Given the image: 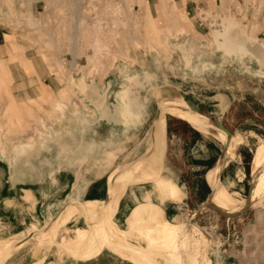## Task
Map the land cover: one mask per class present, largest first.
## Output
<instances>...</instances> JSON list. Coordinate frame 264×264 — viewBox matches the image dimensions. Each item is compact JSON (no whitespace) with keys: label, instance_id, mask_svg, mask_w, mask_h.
I'll return each instance as SVG.
<instances>
[{"label":"rangeland","instance_id":"1","mask_svg":"<svg viewBox=\"0 0 264 264\" xmlns=\"http://www.w3.org/2000/svg\"><path fill=\"white\" fill-rule=\"evenodd\" d=\"M0 40V122L5 127L4 142L12 151L2 149L0 153L8 159L15 154L11 182L17 186L39 183L40 180L43 187L49 182L50 172L57 167L68 171L70 166L77 163L78 167L82 162L108 171L102 178L88 184L87 190L79 186L77 192L83 189L80 195H75L76 200L64 201V197L55 202L57 207L52 215H46L44 211L42 218L33 215L38 222L29 217V226L26 225L24 230L33 237L5 261L0 260V264H44L47 261L51 264H86L94 259L96 255L87 258L79 256L81 252L74 255V250H66L59 241L61 237L73 238L77 229L81 231L94 226L92 216L97 215L92 212L89 216L90 211L83 215L80 209L88 204L86 199L92 194L90 190L102 179L106 181V177L120 165L126 167L123 173L126 187L123 189L124 185L120 186L118 182L114 196L108 201L112 204L107 217L133 260L107 246L106 252L129 264H146L143 254L138 253L139 245L148 246L142 243L145 239L138 231L126 238L124 229L129 225L121 224V212L115 211L125 191L124 200L128 206L129 192L137 187L145 192L148 185L164 177L171 181L173 188L185 193V206L178 210V204H183L180 199L167 196L152 197V201L138 197L130 212L137 215L141 207L152 202L166 223L176 226L186 222L185 227L198 239L187 243L185 264L198 259L202 264L205 258L208 264H264V164L261 159L264 145V0H0ZM189 46L194 48L192 54ZM225 47L245 56L236 52L226 55ZM190 55L192 61L185 65V58L189 60ZM145 71L155 78L157 76V83L161 82L163 88L146 99L145 108H137L145 120L143 124L140 122L128 129L137 131L135 138H125L127 133L122 135L118 127L119 137L112 141L104 137L75 144L77 136L61 139L57 123L67 119V113H71L70 119L77 116L81 125L88 123L89 113L106 121L114 106L115 90H118L120 99L119 92L128 89L126 81ZM110 72L116 77L118 74L119 80H114ZM53 79L59 81L58 87L51 85ZM97 83L100 86L105 84L101 91L112 84L101 115L83 99L88 90H97ZM73 86L76 88L72 89ZM218 94L226 96L230 104L220 121L229 130L232 142L213 123L216 118L207 120L197 112L198 118L194 114L187 117L177 102L178 95L186 103H193L195 111V104L199 101L207 103V97ZM129 95L125 98L131 97L135 103L137 97ZM215 101L218 105L219 101ZM156 105L161 142L153 153L143 156ZM166 114L184 116L195 128L205 133L213 130L215 136L205 138L204 144L209 143L211 148L207 151L185 131L176 144L170 145L171 172L161 166L165 152L163 127ZM199 114L206 116L202 109ZM74 123L77 125L78 122L74 120ZM38 130L42 133L39 134ZM80 132L84 133L82 129ZM109 132V129L102 131V136H108ZM33 136L32 145L13 150V143L27 142ZM75 145L77 151L68 152L71 158L59 157L58 154L71 151ZM239 149L250 160L249 173L240 165H244V161L242 157L240 162L238 160ZM220 150V158L206 172L205 180L210 186V178L218 170L217 180L224 191L221 194L211 187L210 192L204 183V173L209 165L200 161L216 159ZM227 160L232 165L224 169ZM233 168L237 175L244 173V177L237 186L226 191L224 182L235 179L233 171L229 170ZM85 170L82 177L93 180L94 173ZM59 174L73 177L66 171ZM114 183L105 185L108 186L106 189L112 188ZM51 187L54 192L55 186L51 184ZM102 197L104 201L107 192ZM70 203L72 205L66 209ZM62 209L66 211L62 212ZM0 213L4 214L1 209ZM122 216L127 220L126 212ZM56 217L61 224L53 242L45 241L46 238L39 242L41 232L47 230ZM150 228L144 227L143 230ZM131 229L137 228L131 226ZM79 234L76 240H80ZM157 236L160 238L161 233ZM5 241L0 239V247ZM8 242L22 244L16 239ZM161 245H153V250L149 251L156 261L153 264H171Z\"/></svg>","mask_w":264,"mask_h":264},{"label":"bare ground","instance_id":"2","mask_svg":"<svg viewBox=\"0 0 264 264\" xmlns=\"http://www.w3.org/2000/svg\"><path fill=\"white\" fill-rule=\"evenodd\" d=\"M181 9H179L180 11ZM187 17V16H186ZM185 17V18H186ZM187 20V19H186ZM176 45V44H175ZM179 49V48H178ZM181 50V48L179 49V51ZM236 53H239V54H242L241 52L239 51H234ZM233 52V53H234ZM181 53V52H180ZM232 53V52H231ZM182 55V54H180ZM210 68V67H209ZM157 78L153 79V80H146V82L148 83L149 87H148V90L147 91H150L151 89L155 88V86L157 85ZM57 82H59L57 79H53L52 80V84L51 85H54L55 87H58V84ZM111 83H109L107 86L108 88L104 91H98V94H100V98L102 100L101 102V105L98 107H93L96 112H99L98 114L101 115L103 113V108L106 107V102H105V97L107 96V94L110 92V89L112 88L111 87ZM60 86V85H59ZM62 88V87H61ZM57 89V88H56ZM62 90V89H61ZM87 90V89H86ZM160 90V89H158ZM158 90L155 91L158 92ZM65 92V90H63V93ZM177 92V91H175ZM86 94V93H85ZM147 94V93H146ZM181 96V95H180ZM84 98H86V95L83 96ZM177 102H179V107H180V110L183 114H185L187 117L192 114L191 111H189L187 105H186V102L181 99L178 95H177ZM124 100L126 101H129L128 99L124 98ZM138 100H141V98H139ZM172 100V99H171ZM212 100H217L219 101V104H209L208 102L206 103V101H199L198 104H195V106H197V112L199 114L200 110L202 109L203 112L208 110L209 112H213V113H219L221 115V113L225 112L227 106H228V99L226 96L224 95H221V94H218L216 96H214L213 98H208L207 101H212ZM165 101V99H164ZM168 101V100H167ZM132 102V101H130ZM104 105V106H102ZM134 106V104L132 105ZM108 109V108H107ZM106 109V110H107ZM207 111V112H208ZM138 113L135 112V107L133 109L131 108H128L127 111L125 113H115L114 111V108H112L108 114V116H106L107 118H117L120 117V116H123V117H136ZM98 115V116H99ZM110 115V116H109ZM220 115L216 118V120H214V123H218L219 124V117ZM199 116L201 117H204V119L206 118L205 116L199 114ZM207 116V115H206ZM181 118H184V116H181ZM191 117V116H190ZM212 118V116H210ZM216 117V116H214ZM194 118V117H193ZM184 119H187L189 120L188 118H184ZM208 120V119H207ZM155 123H154V132H149L148 133V136H147V141L145 144V153L143 154V156L145 155H149L151 153H153L155 151V149L157 147H159L160 145V142L161 140L159 139V123L156 119V116H155V119H154ZM190 121V120H189ZM202 121V120H201ZM194 122V121H193ZM205 123H207V121L205 120L204 121ZM208 124V123H207ZM194 125H196V123H194ZM165 127V126H164ZM163 127V128H164ZM4 125L2 122H0V151H2V149H7V151H9L8 149V144L5 143V139H3V133H4ZM206 130V128H203ZM220 129V128H219ZM39 134L42 133V131L38 130ZM164 131V130H163ZM223 133H225L223 130H221ZM226 134V133H225ZM228 137H230L228 135ZM236 137V136H235ZM33 137H30L29 140L27 142H20V143H13L12 146H13V150H17V149H23L24 147L27 148L29 145H32L33 143ZM230 140L232 142V137H230ZM6 144V145H5ZM11 146V145H10ZM227 149V148H226ZM10 153L12 151H9ZM15 153V152H14ZM12 153V154H14ZM264 145H263V149L261 151V159H263V156H264ZM15 154L14 156L12 155V158H10V162L11 164L13 165L14 161L16 160L15 158ZM144 161V160H143ZM125 162V161H123ZM46 163V162H45ZM262 163V162H261ZM38 164V163H37ZM40 165V164H39ZM144 165V164H143ZM121 166V165H120ZM117 166V168L109 175L106 177V181H105V178L101 180V182H99V184H97L96 186H94L90 191V193L92 194H89V196L87 197L86 201L88 202L87 205H84L85 207H83L82 209H80L81 211V214L84 215V213L86 211H91L93 213H95L98 217H102V216H107V211L110 207V205L112 204V202L108 203V201H110L112 199V197L114 196V192H115V189H116V186L118 184V182L121 184L120 186H123L122 187L123 189L126 187V183H123V177H124V174H122L123 172H125V169L126 167L125 166ZM145 166V165H144ZM48 167V166H47ZM53 169V168H52ZM143 169V168H142ZM41 172V171H40ZM218 170L213 172L214 174H212L211 178H210V187L213 189V191L221 194L223 193L224 191L222 190L221 188V185H220V182H218L217 180V174H218ZM263 175H262V181L264 183V168H263ZM121 174V175H120ZM138 174V173H137ZM110 177V178H109ZM119 177V178H118ZM122 177V178H121ZM53 178H57V180L54 181V184L56 185V188L58 189V186L59 185H62L63 184V180L62 178L59 176V175H51V178H50V182H49V186L51 187V184H52V180ZM118 178V179H116ZM116 179V180H115ZM124 179H126L124 177ZM112 181V182H115L113 185H112V188H109V189H106L108 186H105L104 190L97 194V191H100L101 188H103V184H105L107 181ZM115 180V181H113ZM120 180V181H119ZM157 180L159 182H161L164 186V188L166 189V194L167 196H169L170 198L172 199H176V200H181L182 201V198L184 197L182 195V193L179 191V190H176L175 188H173V185L171 183V181L169 182L168 179H165L164 177H159L157 178ZM108 181V182H109ZM133 181V180H132ZM36 182V181H35ZM74 185V184H73ZM71 187V186H70ZM52 188V187H51ZM57 189L54 190L53 195L54 196H58V193H57ZM38 191L41 193V195H44V192L41 190V188H38ZM53 191V190H52ZM104 192H107V198H105V200L103 201V198L102 195L104 194ZM96 195L98 196H101V197H95ZM76 198L74 195L72 196V193L67 195V197L65 198L64 201H66L67 199H74ZM78 198V197H77ZM76 198V199H77ZM94 198H98V200H93ZM74 199V200H76ZM148 200V199H146ZM63 201V202H64ZM62 202V203H63ZM94 202V203H92ZM99 202V203H97ZM180 202V201H179ZM152 203V202H151ZM149 203L147 204V206H143L140 208V212L137 214V215H133L132 213H128V218L126 221H129L131 222V220H138V219H142V223H144V227H146V229L149 227H151L149 230L147 231H144L142 226L140 225H137L134 223L135 227L136 228H140L139 231L137 233H140L141 236L143 239H145L144 241H142V243H145L147 244L148 246H143V245H139V250H138V253H141L143 254L144 256V260H145V263L146 264H153V261H154V257L152 258L151 255L149 254V251L150 249H152L151 247L153 245H156V244H162L161 246L163 247L164 249V252L166 253L165 255V258L171 263V264H185V250H186V245L188 242H192L194 240H197L198 238L195 237V234H192L190 232V230L185 227L186 225V222L185 224H180V225H170V224H167L166 226H163L161 228V236L160 238L157 236V228H156V221L155 220L156 218H158V215L155 214V212L153 211H149V209L153 208V205ZM256 203V202H255ZM53 204V203H52ZM66 204V203H65ZM145 204V203H144ZM72 203L68 204L66 206V209L69 208V206H71ZM180 205V204H178ZM92 206H94L92 208ZM181 207L183 205H180ZM138 207V206H136ZM142 208L146 211L144 212V210L142 211ZM66 209H62L64 211H66ZM75 210V209H74ZM85 210V211H84ZM84 211V212H82ZM164 212V211H163ZM147 213V214H146ZM80 214V215H81ZM133 215V217H132ZM142 215H145V216H142ZM77 216V215H76ZM75 216V217H76ZM79 216V214H78ZM68 216L65 217V219L67 218ZM136 217V218H135ZM146 217L148 219H146ZM92 218V217H91ZM76 220V219H74ZM79 220V219H78ZM91 220V219H90ZM43 221V220H42ZM92 221V220H91ZM109 220H104L100 223H98V219L96 217H93V222H92V225H94L93 227H91V229H84V230H81V233L79 234L80 230L77 229L75 230V235L73 238L71 239H66V238H60V241H59V245H61L63 248H65L66 250H74L72 251L74 253V255L79 252H81V254L79 256H82L83 258L84 257H91V256H94V255H97V253L99 255H97V257L94 259H100V258H107L109 261H112L113 258H110L108 257L107 255H111L110 253L106 252V249L107 247H110L112 248L113 250L115 251H119L120 254L122 256L125 255V257L129 258V260H133L132 257H131V254L130 252L124 248L123 244H122V241H121V238H120V235L118 233V231L115 229L114 225L109 223L108 222ZM147 221V222H146ZM181 221V220H180ZM46 223V221H44ZM76 222V221H74ZM128 222V223H129ZM183 222V221H182ZM61 224V222L58 223L57 221V217L53 220L52 224L47 228V230L45 231H42L41 234H40V237L42 238H39V242L41 240H43L44 238H46L45 241H51L53 242V239L55 238V235H56V230L58 228V226ZM46 225V224H45ZM148 226V227H147ZM35 228V227H34ZM45 228V227H44ZM78 228V227H77ZM96 228V229H95ZM95 229V230H94ZM38 230L36 229L35 232H37ZM66 231V230H65ZM39 233V232H38ZM135 232H132V231H129V230H126V232H124V235L126 238L128 237H131V234H133ZM79 234V238L80 240H76L77 239V236ZM42 235V236H41ZM59 235V234H58ZM38 237V236H37ZM164 239H163V238ZM37 239V238H35ZM38 241V240H37ZM24 243V242H23ZM23 243L21 245H23ZM32 243V242H30ZM81 243V246L79 248H77L76 245L80 244ZM140 244V243H139ZM20 246V244H17V245H14V243H5L1 249H0V254H1V258H5L7 255H9L13 250L15 249H18ZM54 246V245H53ZM58 246V244H57ZM107 246V247H106ZM172 247L173 249V253H169L170 250L169 247ZM103 248V249H102ZM153 250V249H152ZM157 250V249H156ZM35 252V251H34ZM55 253V252H54ZM61 253V252H60ZM176 254V255H175ZM58 255V253H57ZM77 255V256H78ZM178 255V256H177ZM34 256V255H33ZM50 256V254H49ZM53 256V255H52ZM59 258V257H58ZM53 259V258H52ZM50 260V259H49ZM67 260V259H66ZM3 261V260H1ZM67 262V261H66ZM82 262V261H81ZM123 262V261H122ZM156 262V261H154ZM34 263V262H33ZM130 263V262H129ZM192 264H199V259L197 261L195 260H192L191 262ZM32 264V263H31ZM46 264H51L49 261L46 262ZM70 264V263H69ZM156 264V263H154ZM187 264V263H186ZM202 264H208V259L205 258V260L202 262Z\"/></svg>","mask_w":264,"mask_h":264},{"label":"crops","instance_id":"3","mask_svg":"<svg viewBox=\"0 0 264 264\" xmlns=\"http://www.w3.org/2000/svg\"><path fill=\"white\" fill-rule=\"evenodd\" d=\"M0 42H1V40H0ZM1 45L2 44H0V46ZM189 49L191 50V54H192V51H193L194 48L192 46H189ZM237 54L239 56H241V57L242 56H245L244 53H242V54L237 53ZM181 56L182 55H180V57ZM185 60H186V61H184L185 65H188L192 61L191 55H190L189 60H187V58H185ZM112 75L114 76V80L115 79L116 80L117 79L119 80L120 77H119L118 74H117V77L114 74H112ZM84 76H85V74H84ZM134 78H132L131 81H126V83L128 85V89H126V90L121 89L123 91H120L119 92L120 99H118V97H117L118 90H117V92L115 90V100H114V106H113V108H114V111H115V113L117 115V113H119V112H121L122 114L125 113L128 108L133 109L135 107V112L138 113L136 115V117H132L131 116V117L128 118V117H123V116H120V117L117 116V118H113V119L111 117L110 118H107L106 117V121H107L106 122V121H103L102 119L96 118L97 115H94V116L92 115L91 116L90 113H89V114H87L89 116L86 115L88 117V119H87V122L88 123H85V124H82L81 125V122L78 121V119L76 118L77 116L76 117L75 116L74 117L72 116L71 117V119L73 120L72 121L70 119L71 113H67V117L68 118L62 120L60 123H57V129H60L61 139L63 140V137H66V136L67 137L68 136H72V137L77 136V138H75L77 140V142H75V144L76 143L78 144V142L81 141V140L84 143H87L88 141H93V140L94 141H97V139L98 140L103 139L104 137L107 140L112 141L111 139L118 138L119 137V135H118L119 132L116 129L118 127L122 131V133H121L122 135H124L125 133H127V135L124 136L125 138H127V139H129L130 137L135 138L136 135H137V131L133 130L134 132H130V131H128V129L131 128V127L133 129L137 123H140L141 122L140 124H143V122L145 120V117L140 114V112H139V110L137 108H139L140 110L143 109V108H145L146 103H147V102L145 103L146 99H149V97L156 90H158L160 88H163V87H160V86H162V83L160 82V83H157V85L155 86V88L151 89L150 91H147L149 85L146 82V80H153V79H155L154 75L151 74L150 72H147V71H145L144 73H142L140 75L138 74L137 76H134ZM156 78H158V77L156 76ZM96 87H97V90L100 91V90H102L105 87V84H103V85L100 86V83H97L96 84ZM74 88H76V87L73 86L72 89H74ZM132 89H133V91H132ZM97 90L90 89L85 94L86 95V98L83 97L85 103L88 104L92 109H93L94 106L95 107H97V106L99 107L101 105L100 94H98ZM128 93L131 94V95H133V96H136L137 97V100L135 101V103L130 102L131 101V97H129V99H128L129 101H127V100L125 101L124 100L125 95H129ZM131 95H129V96H131ZM213 97H207V98H213ZM139 98H141V100H138ZM73 103H76L77 105L79 104L77 102V100L76 101L73 100ZM208 103L209 104H215L216 101L215 100H212V101H208ZM133 104H134V106H132ZM72 105H70L69 108L70 107L72 108ZM80 105L81 104H79L78 106L80 108H82ZM186 105H187L189 111H191V113L196 116L197 106H196V109L194 111V104L193 103H192V105H191V103H186ZM229 105L230 104L228 102V106L225 109L226 111H228ZM82 109H84V107ZM156 111H157V105H156V110L154 111L155 113H154L153 117L151 118L152 124H151L150 130H149V132H151V133L154 132V130H155V128H154V123H155L154 119H155ZM207 111L208 110L205 111V115H207V116H205L206 117L205 119H210L211 118L210 116H212V118H217L220 115L219 113H213V112H209V111L207 112ZM225 112L221 113V115L219 117V124L218 123H215L216 125H218V126L221 125L222 126L220 120H221L222 115ZM98 113L99 112H97V114ZM197 114H198V112H197ZM198 116H199V114H198ZM214 116H216V117H214ZM74 120H76L78 122L77 125H75ZM111 120H113V122ZM151 120H150V123H151ZM125 127H127V129H125ZM81 129H82V131L84 133H81L80 132ZM107 129H109V131H110L109 133L110 134L108 136H102V131H104V130L107 131ZM225 129L229 132V130L227 128H225ZM164 130H165V152H164V156H163V159H162L161 166H162V169L165 167V169L167 171L169 170L170 172L173 171L170 168L171 167L170 164L172 163V161L169 159V152L171 151L170 145L171 144L172 145L173 144H176V142L181 138V136H183V134L185 133V131L188 132V133H190V134H192L194 136L193 138H194V140H195L196 143L197 142L202 143L201 146L204 147L207 151H210L211 148H210V144L209 143H208L209 145L207 144L208 147H207L206 144H204L205 138H208L209 136H212V137L215 138V136H213V133H214L213 130H210L209 132L205 133L202 130H199V129L195 128L192 124H190L184 118H180L179 116L172 115V114H166V116H165V127H164ZM170 138H172V140H170ZM210 142H211V144H213L212 143L213 142L212 140ZM81 143H80V146H81ZM135 143H136V141H135ZM214 146H215V148H218L216 145H213V147ZM76 148H77V146L75 145L73 148H71V151L70 150H67V152H65V154L67 153L66 155L65 154H62V153H60L58 155H59V157H61V156L62 157L67 156V157H70L71 158V155H69L68 152L71 153V154L72 153H75V151H77ZM131 153L129 155H131ZM144 153H145V150H144ZM221 153H222V150H220L219 155L217 156L216 159L205 158V159L200 160V161H205V163L207 162V164L209 165V167L207 168V170L204 173V183L206 184V186L209 187L210 192H211V188H210L209 184L205 180V174H206V172L208 170H210L215 165V163L218 162ZM246 156L247 155H244L243 152H241V149L238 150L237 157H238L239 162L241 161V157H242V160L244 161V165H242V164H240V165L242 166V168H244L247 171V173H249V170H250V168H249V166H250L249 165L250 164V160H247L246 159L247 158ZM225 162H226V166L223 167L224 169L225 168H229L232 165L231 162L228 161V160L225 161ZM263 164H264V158H263ZM85 168H86V170H85ZM235 168L229 169V170H232L233 171L234 176H235V179H229L228 181H225L224 182V186H225L226 191H227V189H232L235 186H237L238 181H240L244 177V173H241L240 175H237V173H235V171H236ZM83 169L86 172L94 173L93 174V178L94 179L93 180H88V179H86V177H82ZM68 171H69L70 174L73 175V179L70 181V186L71 187L69 186L70 187L69 193L67 192L65 197H67V195H69L71 193H72V196L73 195L74 196L75 195L77 196V193L81 192L83 188L86 189L88 184H91L95 180L102 178L108 172V171H105L104 172L102 170V168L101 169L100 168H97L96 165L95 166L94 165L93 166L86 165L84 162L80 163L78 167H77V163L74 166H70V169ZM118 178H116V179H118ZM55 180H57V178H53L52 185L55 186L54 187L55 189H57L56 188V185L54 184V181ZM115 180H113V181H115ZM108 181L105 184H103L102 187H104L107 184L112 183V181H109V182ZM74 183H75V185H74L75 187L73 186ZM79 186H84V187L81 190H79V192H77L78 191L77 188ZM147 188L148 189L145 192H142V189L140 187H137L134 191L129 192L128 193V206H126L127 203H125V200H124V196L126 195V192H127V191H125V193L123 194V196H121V198L117 202L118 205H117L116 212L117 213L118 212H121V217L119 219L120 221L123 220L122 213L123 212H126V214H128L131 211V209L133 208L134 202L137 200L138 197H141L140 200H144L146 198L147 199L150 198V201H152L153 200L152 197H154L156 199H159V197H161V196H163V197H166L167 196L166 189L164 188L163 184L161 182H159L157 179L151 185H148ZM178 189H180V188L178 187ZM181 193H182V195L184 197L182 198V201L183 202H181V200H180V203H183L182 205L185 206L186 201L184 202V200L186 198V195L182 191H181ZM78 195H80V193ZM167 197H169V196H167ZM55 202L56 201L51 200V199H48L46 201V203H45V207H46L45 208L46 209L45 210L46 211L45 214L46 215L53 213L54 208L57 207V205H56L57 202L56 203ZM245 202H253V203H255V201H245ZM177 207H178V210L181 209V206L180 205H178ZM90 213L91 214L89 216H92V212L91 211H90ZM179 216H181V215H178L177 217H179ZM92 217H96V216H92ZM96 218L99 221L98 223H100V222H102L104 220H108L109 219L107 216H102V217H98L97 216ZM134 223L137 224V225H140L142 227L144 226V223H142V219L134 220V221H131V222L128 223L129 226L127 225L128 227L126 229H124L125 232H126V230H129V231H132V232L139 231V229H140L139 227L136 230L131 229V226L135 227ZM76 246H77V248H79L81 246V243L78 244V245H76ZM173 249H172V247H169V249H168V250H170L169 253H173ZM107 256L110 257V258H113V260L112 261H109L107 258H100V259L94 260L97 257L96 256L94 259L90 260L86 264H129V263L124 262L122 259L117 258L116 256H112V255H107Z\"/></svg>","mask_w":264,"mask_h":264},{"label":"water","instance_id":"4","mask_svg":"<svg viewBox=\"0 0 264 264\" xmlns=\"http://www.w3.org/2000/svg\"><path fill=\"white\" fill-rule=\"evenodd\" d=\"M218 128L223 130L227 135H230V133L221 125H219ZM5 158L6 157L5 156L3 157L2 153H0V209L4 213V214L0 213V237H1L0 239H2L3 241L6 240L5 243H9L8 242L9 239L11 241L16 239L17 242L18 241H21L22 243L24 242L23 245L20 244L18 248L21 249L27 243L26 240L28 238L33 237L31 233L27 235V233L24 230L26 225L29 226V224L27 223L29 217L33 219V215H36V217L40 218L41 216L42 218L43 211L46 213L45 203L48 199L54 200L56 202H58L59 199H63L66 196L67 191H69L70 189L69 187L70 181L73 179V177L71 179V177L69 176L65 177L64 175H60L59 173H63L65 171L67 174L69 173L67 170H64L63 168L61 169L60 167H57V170L50 172L49 175L50 178L51 175L53 174L56 176L59 175L63 180L62 181L63 184L59 185L57 189L58 196H54L52 193V189L49 186L50 178L48 184L45 183V186L43 187L40 180L39 183L37 182L35 184L21 183L15 186L14 185L15 183L11 182V178L13 176L11 170L13 165L10 162L11 159L8 158L5 159ZM38 188H41V190L44 192V195H41V193L38 191ZM151 204L153 205V203ZM149 210L150 212L153 211L155 212V214L158 215V218H156L155 220H157L156 221L157 233H160L161 228L163 226H166L168 223H166L167 221L165 222L163 220L164 218H162L161 212L159 211V209H156L154 205L153 208ZM129 213L131 214V212ZM146 219L148 218L146 217ZM34 221L38 222V220L36 221V219ZM128 222L129 221L122 220L121 224L126 225L128 224ZM11 253L3 259L1 258L0 255V260L5 261L6 258L11 255Z\"/></svg>","mask_w":264,"mask_h":264},{"label":"flooded vegetation","instance_id":"5","mask_svg":"<svg viewBox=\"0 0 264 264\" xmlns=\"http://www.w3.org/2000/svg\"><path fill=\"white\" fill-rule=\"evenodd\" d=\"M235 50L234 49H232V48H227V47H225L224 48V54H230L231 52H234Z\"/></svg>","mask_w":264,"mask_h":264}]
</instances>
